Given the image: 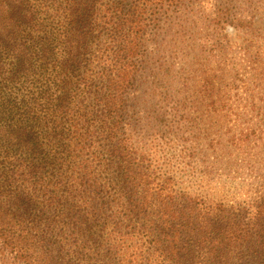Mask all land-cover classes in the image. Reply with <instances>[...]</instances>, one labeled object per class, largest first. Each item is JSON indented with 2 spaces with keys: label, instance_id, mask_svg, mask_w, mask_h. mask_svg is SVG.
<instances>
[{
  "label": "trees",
  "instance_id": "1",
  "mask_svg": "<svg viewBox=\"0 0 264 264\" xmlns=\"http://www.w3.org/2000/svg\"><path fill=\"white\" fill-rule=\"evenodd\" d=\"M255 2L0 0V264H264V63L233 94L175 65L260 38Z\"/></svg>",
  "mask_w": 264,
  "mask_h": 264
},
{
  "label": "rangeland",
  "instance_id": "2",
  "mask_svg": "<svg viewBox=\"0 0 264 264\" xmlns=\"http://www.w3.org/2000/svg\"><path fill=\"white\" fill-rule=\"evenodd\" d=\"M260 1V3L255 2L256 10L253 12L255 17L254 24L260 38L250 39L248 38V34L236 33L233 28L228 26L222 29L207 30L204 34L205 38L202 40L208 41H199L190 50V54L182 57L179 56L175 61L176 66L180 65L178 68V70L180 69L179 74L185 78L192 76L193 79L197 80V76H200L198 80H209L216 88L217 94L220 91H230L232 88L235 90L236 86H243L246 76V82H249V84L255 83L256 85L257 83H261L260 81L255 82V80L257 81L256 76L261 73V62L264 63V10H260L264 0ZM214 3H207L205 7L206 15L213 12ZM237 11L238 9L231 11L230 15L232 18L235 17ZM215 40L221 42L223 45L219 50H216V46L214 45ZM189 83L193 82L190 81ZM230 92L234 93V91ZM192 97L196 98L195 101H197L200 93H192ZM232 100L235 99L233 98ZM195 115L191 114L192 117ZM212 117V120H207L206 118L197 120L194 127L187 124L185 135L196 136L203 130L213 129L212 126L216 120H214V116ZM229 125L233 126V122L229 123ZM197 142L199 144L203 143L202 140ZM202 147L206 148L205 146ZM190 151H193V149ZM232 176L236 178L237 183L241 181L246 187L255 185L252 180H246L242 171L238 170L236 173H232Z\"/></svg>",
  "mask_w": 264,
  "mask_h": 264
}]
</instances>
